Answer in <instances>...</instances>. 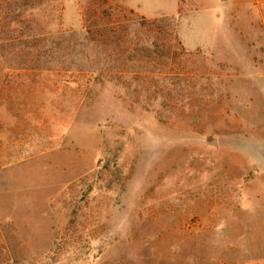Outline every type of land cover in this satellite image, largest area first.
<instances>
[{"label":"rangeland","instance_id":"1","mask_svg":"<svg viewBox=\"0 0 264 264\" xmlns=\"http://www.w3.org/2000/svg\"><path fill=\"white\" fill-rule=\"evenodd\" d=\"M40 2L0 0V264H264V0Z\"/></svg>","mask_w":264,"mask_h":264},{"label":"trees","instance_id":"2","mask_svg":"<svg viewBox=\"0 0 264 264\" xmlns=\"http://www.w3.org/2000/svg\"><path fill=\"white\" fill-rule=\"evenodd\" d=\"M41 1L40 3L42 4H46L48 3L49 0H39ZM27 3V2H26ZM31 7V4H28V8ZM128 13H130L131 15H135L134 12L132 10H128ZM124 17V16H123ZM30 17H29V14H27V16H25V21H29L30 22ZM138 21H137V18H123L122 19H119V20H110L109 23L107 24H98L96 25V27L94 28L93 32L91 33H95V34H99L101 32H104V31H108V32H111V36H110V39H112L113 42H116L118 40L117 37H115V34L117 32H119L121 29H124L122 26L124 24H131V23H134L136 24ZM44 24V23H43ZM140 24H144L143 22H140ZM126 25V26H127ZM91 28L88 29L87 32L90 31ZM37 40L39 42V46H38V50L36 49V59H37V64H35L36 68L35 69H41V70H47V71H51V68H49V63H52L56 58L53 54H55V51L54 50H48L46 48V44L49 42L48 41V36H50V34L44 32L43 30L39 29V31L37 32ZM26 39H28L29 42H31V40L29 39H32V37L29 35V33L26 34ZM175 37V36H174ZM28 41H26V43H28ZM95 42H99L98 40H95ZM52 43V41L50 42ZM132 43L134 45H137L139 44L137 41L133 40ZM94 45H99L98 43H93ZM28 46V44H26ZM144 47H147L148 48V45L146 42H144V44H142ZM32 45H30L31 47ZM54 59V60H53ZM62 70H65V69H62V68H55L54 71L56 73H60Z\"/></svg>","mask_w":264,"mask_h":264}]
</instances>
